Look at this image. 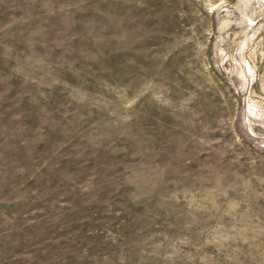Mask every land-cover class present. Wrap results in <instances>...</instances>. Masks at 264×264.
Returning <instances> with one entry per match:
<instances>
[{"label":"rangeland","instance_id":"1","mask_svg":"<svg viewBox=\"0 0 264 264\" xmlns=\"http://www.w3.org/2000/svg\"><path fill=\"white\" fill-rule=\"evenodd\" d=\"M0 264H264V0H0Z\"/></svg>","mask_w":264,"mask_h":264}]
</instances>
